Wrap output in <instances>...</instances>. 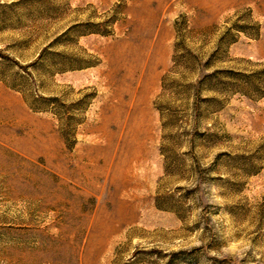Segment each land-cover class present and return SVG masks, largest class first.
Here are the masks:
<instances>
[{
  "label": "rangeland",
  "instance_id": "rangeland-1",
  "mask_svg": "<svg viewBox=\"0 0 264 264\" xmlns=\"http://www.w3.org/2000/svg\"><path fill=\"white\" fill-rule=\"evenodd\" d=\"M0 264H264V0H0Z\"/></svg>",
  "mask_w": 264,
  "mask_h": 264
},
{
  "label": "bare ground",
  "instance_id": "bare-ground-1",
  "mask_svg": "<svg viewBox=\"0 0 264 264\" xmlns=\"http://www.w3.org/2000/svg\"><path fill=\"white\" fill-rule=\"evenodd\" d=\"M145 85H146V83H145ZM143 86H144V85H143ZM143 90H145V89H143ZM145 91H146V90H145ZM144 93H146V92H144ZM142 111H143V110H142ZM141 115H142V114H141ZM143 115H144V114H143ZM144 116H145V115H144ZM144 116H143V117H144ZM137 117H138V116H137ZM143 117H142V119H143ZM140 119H141V118H140ZM142 119H141V120H142ZM143 124H144V123H143Z\"/></svg>",
  "mask_w": 264,
  "mask_h": 264
},
{
  "label": "trees",
  "instance_id": "trees-1",
  "mask_svg": "<svg viewBox=\"0 0 264 264\" xmlns=\"http://www.w3.org/2000/svg\"><path fill=\"white\" fill-rule=\"evenodd\" d=\"M20 66H21V65H20ZM21 68H23V69H24V68H26V67H23V66H21Z\"/></svg>",
  "mask_w": 264,
  "mask_h": 264
}]
</instances>
